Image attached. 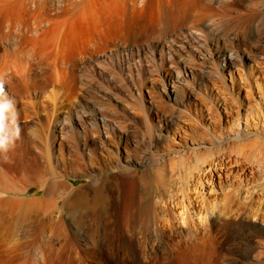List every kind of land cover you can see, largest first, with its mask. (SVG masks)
Returning a JSON list of instances; mask_svg holds the SVG:
<instances>
[{
  "label": "rangeland",
  "instance_id": "obj_1",
  "mask_svg": "<svg viewBox=\"0 0 264 264\" xmlns=\"http://www.w3.org/2000/svg\"><path fill=\"white\" fill-rule=\"evenodd\" d=\"M163 1L164 0H153V2H155L154 6L152 0H144L140 5L137 4L130 10L133 15L131 17L132 22L128 21L126 25L123 24L124 26L121 25L118 28L123 29L125 27V30L121 29L125 31L123 34H125L126 37L125 35L123 36L129 40L128 42L130 44H133L136 40V45L145 46L147 55L120 54L116 51V47L113 44L118 34H113L117 28L115 24V27L112 24L115 21L114 18H117L118 13L114 11L119 7L116 8V6L115 8L113 7L114 9L112 8L114 10L112 15L115 13V17H111L114 19H112L113 21L111 18L109 19L110 21H108L106 18L102 19V17H96L94 13L90 15L91 17L85 16L81 19V21L83 20L84 22L88 19V22L87 24H83L84 22L82 21V23L79 24V31H81V34L78 45L82 46L86 51L87 45H89L90 48L92 45V42L88 38L94 36L95 41H98V43L96 42L97 47L95 46L94 49L88 48L89 51H86L87 57L84 56L86 53L83 54V56L81 55V59H79L83 63L79 61L80 63L74 71H72L71 64L68 65L70 68H67L69 71L67 81H70L69 76H74L73 80L74 78L75 80L73 83L76 86L78 85V94L75 99H79L83 96L85 98L87 97L88 100L96 102H93V105H106V107L114 106V108L120 109V107L124 108L125 104L127 105L126 101L127 99L129 100L127 94L136 93V90H141L145 99L143 107L147 108L148 103L146 104V101L149 99L148 93L151 90V94L154 95V99L157 98L156 102H158L157 104L159 105V110L154 109L150 114L151 125L156 124V119L159 113H162V110L166 112L173 111L175 106L171 103H167L166 95L162 90V82L164 83L168 78L166 72L168 66V58L166 57L169 55L167 53L168 51L165 49L162 53L155 50V39L152 40L151 38L149 41L145 40L150 33H156L157 35V30L160 32L161 30L168 29H162L166 26L164 25V21H162L163 27L161 22L157 24L158 15L160 14L159 10H162L161 8H163L164 2H166ZM238 1L229 0L227 3L229 2L230 4L228 6L232 5V8H245V3L247 4V2L244 0ZM173 3L174 0H172V4ZM169 4L171 5V1ZM137 12L138 14L136 15ZM232 13L233 15L236 13L238 14L236 11H232ZM145 15L147 16L145 17ZM105 20L110 23L105 24ZM91 21H94V23H91ZM102 21L104 22L103 24ZM114 23H116V21ZM81 24L83 25L81 26ZM89 27H97L98 29H96L98 32L101 30V32L104 31V33H96V29H94L96 30L94 31ZM85 28L86 30L84 31L83 29ZM258 32H256V36L250 40L246 49L238 46V44H236L238 41L235 39H230L236 44L235 51L242 53L243 57L235 60L233 66L227 69L222 68L225 64L223 62L219 66L220 69H223L220 77L216 73L212 74L202 83L204 86L202 84L201 86L199 85L200 90L198 89V93L201 91L200 93L202 96L193 94L187 101V109H185L182 117L179 118L181 120L174 119L173 123L169 124L167 129L161 133L163 135L159 142L157 141L158 143H156V146H151V148L148 143L149 140L147 138L142 140L141 138V143L136 148L125 141L124 137L127 135L118 131L117 134L119 136L117 135L107 139L105 145L101 147L97 146L96 148L97 160L95 161L101 165L103 162H116L118 157L126 155V149L128 148L133 150L137 149V153L140 154H145L148 152L147 150H155L156 148L155 153L159 151V153L163 155L159 162L160 164H157L158 166L156 167H161L162 169L164 188L167 189V194L165 197H157L156 200L159 202L158 208L159 206L165 207L167 204V206L174 211V225L175 232H177L175 235L177 237L175 238V244L179 243L177 244L178 246L175 245V248L177 247L175 249L177 264H264V219H262L264 218V157L262 156V146L257 144L256 147L254 146L255 148H250L251 150L246 147L244 151L243 149L240 151V148L237 149V147H235V151L232 149L230 151L228 149V152H225L226 156H224L223 153L217 152V146H215L217 149L211 146L212 142H210L211 140L209 139L211 138L210 135H212L210 133H218L222 130H227L229 125L234 122L237 112L244 111L260 100H262L264 105V32L259 33V35ZM82 33H86V36ZM96 34H99V36L97 37ZM133 36H135V40H132V38L134 39ZM228 36L230 38L233 34L230 33L229 35L228 33ZM81 38L83 40H81ZM88 40L91 43L88 42ZM95 41H93V43H95ZM100 41H102V43ZM117 41L120 42L119 40ZM91 50L94 52L92 53ZM143 56L146 57V60ZM173 57L175 58V55H173ZM149 70L151 73H149ZM113 71H115V73ZM130 78L132 80H130ZM60 87L61 86L58 85L55 86V89L57 88L56 91L60 92ZM118 97H121L126 103L124 102L123 104L122 99ZM99 100L102 101L100 102ZM51 103L52 104H48L45 111L40 109L36 110V115L33 114L35 117L32 115L33 117H29L30 119L26 118L27 121H25L26 119L24 118H22L23 120H18L17 125L20 128L19 138L16 139L13 149L7 153V159L0 156V171H7L9 174L16 176L24 171L29 174H25L27 176L23 181V191L16 192L13 189L6 191L0 186V207H3L0 209V264H137L127 248L126 240L124 239L126 237L124 236L125 234L120 236L123 231L119 233L112 226L119 220V210L121 211L122 206H124V204H119L120 202L126 203L130 197L134 199V197L138 196V191V194L148 198V194L154 189L153 177L155 176V171H153L154 168H150V164H137L132 168L134 172H136L135 176H144L143 182L137 181L136 186L138 187L136 188L138 190L135 188V185L119 186L118 183L113 181V178L107 182L108 184H105L108 193L105 199V204L107 205H104L103 211H100L102 215L99 213V218L95 211L89 208L85 211L77 212L75 215L65 213L63 216L64 225L62 227H55L50 221H52V219H58L59 210H56L55 215L51 219L49 214L50 211L44 216V214H41L42 212L38 210L26 209L27 211H25L27 207L22 206V208L18 206L17 203L19 200L28 201L36 198L38 199L43 194L41 185L36 183L34 178L32 179V174L28 171V169H31V164L35 162L33 161V157L37 153V148H33L36 144H39L40 140L46 141L48 139L47 142L51 149V153L55 157L59 156L57 141L60 138V127L55 125L54 119L47 121V115L53 117L58 113L59 108L64 111V109H68L66 107L69 105L64 103V106H61L54 104V102ZM84 103L86 104V101ZM129 103H133V107L138 108V110L135 111L138 114L129 112L131 116L133 114L134 116L138 115L136 116V120L130 119L129 115L124 117L129 122L128 134L130 138H133L132 136L137 130H139L138 134H145L146 126L141 116V105L138 107L134 105V101L131 100H129ZM50 105L55 108H52ZM83 108H85V106ZM53 109L55 112H52ZM84 110H86L87 114L92 113L90 108ZM139 113L141 114L139 115ZM84 118H88V116ZM188 121H190L191 125ZM39 124L42 125V128ZM76 127H78L77 120L68 124V128H72V131H74ZM35 132L38 134L35 135ZM122 135H124L123 138L120 137ZM202 137L204 139H202ZM259 141H264V136L260 138ZM204 147L207 149H204ZM236 151H238V153H235ZM223 157L226 158L225 161ZM211 160H213V162H211ZM87 161L88 160L85 159V165L80 164L79 168L72 169L74 173L76 172V178H70L69 181L75 187H82V195H86L90 201L92 195H90L91 192L88 191L87 186L90 185V183L92 186L98 185V180L102 179L107 173L112 174V172L111 170H107V172L94 173L91 166H88ZM23 168L27 169L24 170ZM148 168L151 170H148ZM202 173L204 175H202ZM119 191L122 192L119 193ZM18 209L19 211H17ZM5 210L8 212L6 218L3 216ZM114 211L116 212L114 213ZM117 212L118 215H116ZM23 213H25V215ZM115 216H117V221L115 220ZM162 217L164 219L162 223L166 226L164 231L170 234L173 232V229L170 228L169 222L167 223V214L162 215ZM112 223L115 224L112 225ZM117 232L120 235L117 234ZM193 234L196 235L198 240L195 239L196 237H193ZM179 236L180 239H182L181 242H178V240H180L178 239Z\"/></svg>",
  "mask_w": 264,
  "mask_h": 264
},
{
  "label": "bare ground",
  "instance_id": "obj_2",
  "mask_svg": "<svg viewBox=\"0 0 264 264\" xmlns=\"http://www.w3.org/2000/svg\"><path fill=\"white\" fill-rule=\"evenodd\" d=\"M164 1L163 8H161V11L159 10L160 14L158 13V23H156L159 24V22H161L162 24V21H164V25L166 26L163 27L162 24V29H168L161 30L160 32L157 30V35L156 33H150V35L147 33L148 37L145 40L149 41L151 38L152 40L155 39V50L162 53L165 49L168 51L167 53L169 55L166 53L168 55L166 57L168 58V66L166 68L168 78L164 83L162 82V90L166 95L167 103L173 104L175 110L173 109L171 112L162 110V113H159L156 119V124L151 125L150 114L154 109L159 110L158 102H156L157 98L154 99L151 90L148 93L149 99L146 101V104L148 103L147 108L143 107L145 99L141 90H136V93H125L128 95L129 100L134 101V105L138 107L141 105V116L146 126V129L144 128L146 131L145 134H138L139 130H137V134H133V138H130L128 134L129 122L124 117L129 115L130 119L136 120V116L138 115L134 116L133 114L131 116L129 112L136 113L135 111L138 110V108L133 107V103L130 104L128 99L126 101L127 105L125 104L124 108L120 107L121 110L114 108V106L106 107V105H93L94 101L88 100L87 97L85 98L83 96L79 99H75L78 94V85L76 86L73 83L75 80V78L73 80L74 76H69L70 81H67L69 73L67 68L69 67L68 65L71 64L72 71H74L80 63L79 61H81V55L83 56V54L86 53L84 56L87 57L86 51H89L88 48H90L89 45L86 44L88 47L85 51L82 46L78 45L81 34V31H79V24L83 21H81V19L85 16L91 17L90 15L94 13L96 17H102V19L106 18L110 21L109 19L111 17H115V13L113 14L114 16L112 13L116 6V8L119 7V10L117 9L118 11L116 9L114 11L118 12L117 18H114L116 23H114L115 21L113 24L111 23L113 26L115 24L117 28V30L113 28L116 30L113 34H118L113 44L116 47V51L120 54L147 55L145 46L136 45L135 36H133L134 39L132 38V40H135V42L133 41L135 44H130L128 42L129 40L125 38L126 35L123 34L125 31H122L125 30V27L123 29L121 28L122 30L118 29L121 25H126L128 21H131L133 15L130 10L137 4L140 5L143 3L144 0H0V104L9 105V110L5 113L3 134H14L13 121L17 125L18 120L22 118L30 119L29 117H33V114L36 115V110L40 109L45 111L48 104H52L51 102L61 106H64V103L69 105L66 107L68 109H64V111L59 108L58 113L53 117L47 115V121L54 119L55 125L60 127V138L57 141L59 156H53L47 142L48 139L45 137L44 138L47 139L46 141L40 140L39 144H36L35 147L33 146V149L37 148V153L35 152L36 154L33 157V161L35 162L34 164L30 162L32 166L28 171L29 173L31 172L32 179L34 178L35 182L41 185L43 191L42 196L38 199L36 198L28 201L19 200L17 203L18 206L27 207L25 211H27L26 209L38 210L42 212L41 214H44V216L50 211L49 214L51 219L55 215L56 210H59L58 219H52V221H50L55 227H62L64 225L63 216L65 213L75 215V213L85 211L89 208H92L99 218L101 214L100 211H103L104 205H107L105 204V199L108 193L105 184L113 178V181L118 183L119 186L135 185L136 188L138 187L136 186L137 181L143 182L144 176H135L136 172H134L132 168L137 164H150V168H154L153 171H155V176L153 177L154 189L148 194V198L138 194V191V196L134 197V199L130 197L127 202L124 201L126 203L120 202L119 204H124V206H122L121 211L119 210L120 214L118 215V212L116 214L119 216V220L117 221V216H115L117 222L116 224L112 223V225L115 224L112 227L119 233L123 231L121 235L118 232L117 234L120 236L125 234L124 236L126 237L124 239L126 240L127 248L137 264H177L175 256V249L177 247L175 248V245L178 246L177 244L179 243L175 244V238H177L175 235L177 232H175L174 211H172L167 204L165 207L159 206L158 208L159 202L156 200L157 197H165L167 194V189L164 188L162 169L161 167H156L158 166L157 164H160L159 162L163 155L160 154L159 151L155 153L156 148L155 150H147L148 152L145 154L137 153V149L133 150L128 148L126 149V155L118 157L116 162H103L101 165L95 161L97 160V146L101 147L105 145L107 139L118 135V131L127 135L124 137L125 141L136 148L141 143V138L142 140L147 138L150 147L156 146V143L159 142L163 135L161 133L167 129L169 124L173 123L174 119L178 120L182 117L188 106L187 101L193 94L202 96L200 93L201 91L198 93L200 90L199 85L201 86L212 74L216 73L220 77L223 69L233 66L235 60L243 57L242 53L235 51V45L238 44V46L246 49L250 40L256 36V32L259 31L258 35L264 32V0H244L247 4L245 3V8L242 9H238L237 7H233V9L231 7L232 5L228 6L230 3H227V1L229 0H174L173 4L172 0ZM170 1L171 5L169 4ZM154 4L155 2H153V6ZM232 11H236L238 14L236 13L233 15ZM137 14L138 12L136 15ZM146 16L147 15H145V17ZM112 19L113 18H111V20ZM86 20L85 22L83 21V24H87L88 19ZM107 20H105V24L110 23L106 22ZM92 22L94 23V21H91V23ZM103 23L102 21V24ZM83 24H81V26ZM89 28L91 29L92 27ZM96 28L92 29L94 30ZM83 30L85 31L86 28ZM97 32L98 30L96 33ZM99 32L100 34L104 33V31L101 32V30ZM228 33L229 35L232 33L233 36L229 38ZM83 35L86 36V33ZM123 35H125V37ZM96 36L98 37L99 34H96ZM92 38H88L92 43L89 40L88 42L92 44L91 48L94 49L95 46L97 47L96 42L98 43V41H95V36ZM231 38L238 42L236 44L233 43V41L230 40ZM81 40L83 39L81 38ZM93 41H95V43H93ZM100 42L102 43V41ZM93 52L94 51H92V53ZM173 55H175V58ZM143 58L146 60V57L143 56ZM223 62L225 63L224 66H222L223 69H220L219 66ZM113 72L115 73V71ZM149 73H151L150 70ZM130 80L132 79L130 78ZM57 85L61 86L60 92L56 91L57 88L55 89ZM118 98L122 99L121 97ZM85 101L86 104L84 103ZM124 102L125 101L122 103L124 104ZM84 106L85 108H83ZM53 107L54 106H52V108ZM87 108H90L91 114L86 113L84 109ZM53 110L52 112H55V110ZM140 114L141 113H139V115ZM85 116H88V118H84ZM75 120L78 121V127L72 131V128H68V124ZM25 121H27V119ZM188 122L190 123V121ZM39 126L42 128V125L39 124ZM37 132L34 134H38ZM210 134H212L210 135L211 138H209L211 140L210 142H212L211 146H217L218 149L215 147L217 152L223 153L224 156H226L225 152L227 153L228 149L231 151V149L234 150V148L237 147V149L240 148V151H242L241 149L244 151L246 147L248 149H253V147H256L258 144L262 146V156L264 157V141H259L260 138L264 136V105L262 100L246 108L244 111L237 112L234 122L229 125L227 130ZM123 136L124 135L120 137L123 138ZM202 139L204 138L202 137ZM205 148L206 147H204V149ZM238 151L235 153H238ZM85 159L88 160V166H91L94 173L107 172V170H111L112 172V174L107 173L102 179L98 180V185L95 183L96 186H92L90 183V185L87 186L88 191L91 192L90 195H92L90 201L86 195H82V187H75L69 181L70 178H76V172L74 173L72 169L79 168L80 164L85 165ZM225 159L226 158H224V161ZM211 162H213V160H211ZM150 168H148V170ZM23 169L26 170L27 168ZM25 172L26 171L20 174L17 173L18 175L16 176L9 174L7 171H0L1 188L6 191L10 189L16 192L23 191V181L26 179V176L29 175ZM202 175L204 174L202 173ZM121 192L119 191V193ZM1 208L3 207H0V209ZM17 211H19V209ZM115 212L116 211H114V213ZM23 214L25 215V213ZM165 214H167V223L169 222L170 228L173 229V232L170 234L164 231L166 226L162 223L164 220L162 215ZM6 215H8V212L5 210L3 216L6 218ZM195 234H193L194 238L197 235ZM178 239H180V236ZM195 239H197V237ZM181 240L182 239L178 240V242H181Z\"/></svg>",
  "mask_w": 264,
  "mask_h": 264
},
{
  "label": "clouds",
  "instance_id": "obj_3",
  "mask_svg": "<svg viewBox=\"0 0 264 264\" xmlns=\"http://www.w3.org/2000/svg\"><path fill=\"white\" fill-rule=\"evenodd\" d=\"M9 105L0 104V156L7 159V153L15 146L16 139L19 138V126L13 121L14 134L6 135L3 134V129L5 127V113L8 112Z\"/></svg>",
  "mask_w": 264,
  "mask_h": 264
}]
</instances>
